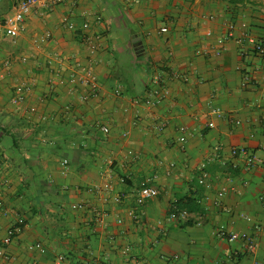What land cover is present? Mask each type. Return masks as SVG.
<instances>
[{"label":"crops","instance_id":"1","mask_svg":"<svg viewBox=\"0 0 264 264\" xmlns=\"http://www.w3.org/2000/svg\"><path fill=\"white\" fill-rule=\"evenodd\" d=\"M10 6L0 0V20ZM232 23L264 40V0H66L29 17L15 42L0 38V156L6 160L0 250L7 256L0 264H58L61 255V264H166L162 257L173 254L180 255L177 264L264 263V57L246 55L234 39L220 41ZM163 25L167 34L159 33ZM44 27L52 33L46 45L37 43ZM86 36L100 46L94 55L100 91L83 101L91 91L69 77L90 56ZM203 46L208 52L199 54ZM170 51L171 69L162 72ZM23 53L36 58L22 62ZM51 54L62 56L53 70ZM172 69L189 82L173 77ZM161 74L169 79L165 102L135 106L134 99L159 87ZM22 83L30 88L26 100L13 105ZM33 105L38 112L30 115ZM160 122H166L162 131L155 129ZM241 150L254 158L251 166ZM63 159L70 161L68 178ZM110 162L126 195L120 201L89 191L103 183ZM204 172L208 184L198 185ZM145 182L161 193L141 206L137 195ZM84 197L107 212L101 223L90 207L74 208ZM174 202L195 213L208 210V223L171 221ZM220 205L233 214L213 216ZM19 218L22 231L6 245L9 224ZM220 224L244 237L230 243L213 236ZM250 237L259 241L255 251ZM38 243L43 251L30 248Z\"/></svg>","mask_w":264,"mask_h":264},{"label":"built area","instance_id":"2","mask_svg":"<svg viewBox=\"0 0 264 264\" xmlns=\"http://www.w3.org/2000/svg\"><path fill=\"white\" fill-rule=\"evenodd\" d=\"M66 0H11V6L4 16L3 20H0V38L5 40H10L15 42L26 30L27 19L34 14L40 13L42 15H46L49 11H51L55 6L65 3ZM68 29L75 30V23L66 19ZM89 23L84 24V29L89 28ZM169 32V27L167 25H163L160 27V34H167ZM84 41L86 47L90 52V56L87 59L86 63L77 62L75 64V68L70 75V82L74 85L80 84L88 88L91 93H83L81 95V100L86 101L91 97H98L100 87L98 82V76L96 71V62L94 55L98 53L100 46L97 40L91 36L84 37ZM236 40L244 49L245 54L247 55L250 52L254 54H258L264 57V40H259L255 36L252 35L249 28L246 24H236L232 23L229 26L227 32L223 33L220 36L221 42H226L229 40ZM52 40V33L49 31L47 27L43 28V35L38 40V44L45 43L48 44ZM252 51H250V49ZM208 48L206 46L201 47L198 50L199 54L207 53ZM36 58L35 53H23L19 56L20 61L27 62L31 59ZM173 59V52H169L164 64L162 66V72L166 71L167 68L171 69L169 63ZM62 61V56L60 54H51L49 60L47 62L48 66L53 70L54 62ZM172 76L175 78L182 79L185 83L189 82L188 76H182L175 69L171 70ZM166 75L161 74L156 77V83L159 85L158 88L151 91L145 99H134L133 103L135 106L145 105L150 108L161 106L167 97L170 95L169 90V79L165 77ZM30 88L25 84H18L14 88V94L11 98V103L13 105H20L22 102L26 100V94ZM74 90V89H73ZM120 94V92H119ZM38 112V107L33 105L29 109L30 115H35ZM213 116L217 118H222V112L218 108H213L211 110ZM139 119L135 121L137 124ZM166 122H160L155 125V129L158 131H162L165 128ZM209 128L215 127V122L210 121L208 124ZM102 130L105 134L111 133V128L108 125H103ZM181 131H185V127L180 128ZM130 137L129 132L123 133V138L128 139ZM239 150L234 149L233 154H238ZM241 153L248 155V166H251L255 161L253 157H251L247 150H241ZM60 165L64 169L63 175L65 178L70 176L71 168L70 161L68 159H63L60 162ZM6 168V160L0 156V170ZM116 173L112 168V163H108V169L105 173L104 181L101 184L95 185L89 189L92 193L97 194L100 197L104 195H113L115 194L116 200L120 201L126 197L125 193L119 191L118 185L116 183ZM155 178H151L150 180H154ZM198 185H206L208 184V174L206 172L197 180ZM160 190L158 188L152 187L145 182L140 189L137 195V203L141 206L148 205L152 201L160 195ZM225 191H220L218 193V198L220 202L223 199ZM90 207L92 211L95 212L97 217V222L101 223L104 220V217L107 215V212L100 211L98 208L93 206L90 201L84 197L80 201L79 204H75L74 208L79 207ZM264 210V206L262 208ZM234 210L225 205H220L216 210L213 211V216L219 217L222 214H233ZM5 215H9L8 211L4 212ZM169 219L173 222H193L197 227H203L206 225L210 219V213L208 210L204 212L195 213L185 208H180L177 202H174L172 205V209L169 213ZM247 220H251L249 217H246ZM122 221H120L121 223ZM25 224V220L23 218H19L17 221L11 222L8 227V234L4 240V243L10 244L14 239L19 237L20 232L22 231V226ZM212 234L215 237H219L227 240L230 243H235L244 235L239 231H231L229 227L225 224H220L212 230ZM249 240L250 248L255 251L259 248V241L256 238H247ZM31 249H37L43 251L42 244H33L30 247ZM162 259L166 262V264H177V261L180 259L179 254H173L170 257L163 256ZM166 259V260H165ZM0 260H7L6 254L0 250ZM65 260V256L61 255L58 257V264L63 263ZM264 264V263H263Z\"/></svg>","mask_w":264,"mask_h":264},{"label":"rangeland","instance_id":"3","mask_svg":"<svg viewBox=\"0 0 264 264\" xmlns=\"http://www.w3.org/2000/svg\"><path fill=\"white\" fill-rule=\"evenodd\" d=\"M0 143H2V142H0Z\"/></svg>","mask_w":264,"mask_h":264}]
</instances>
